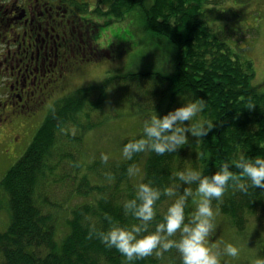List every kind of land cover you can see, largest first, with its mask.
Masks as SVG:
<instances>
[{"label": "trees", "instance_id": "obj_1", "mask_svg": "<svg viewBox=\"0 0 264 264\" xmlns=\"http://www.w3.org/2000/svg\"><path fill=\"white\" fill-rule=\"evenodd\" d=\"M221 1L103 0L107 9L98 7L97 12L125 16L137 10L145 30L174 44L175 74L152 70L106 77L68 92L47 111L25 153L0 181V211L5 201L8 214L5 229L0 225V264H182L175 248L128 261L115 247L105 246L92 224L99 230L107 229L109 217L122 224L138 222L123 205L140 182H151L162 191L178 185L177 195L192 188L187 219L195 210L197 185L184 184L175 173L195 168L210 175L224 163L238 172L233 161L241 156H264V90L253 82V64L233 52L226 40L232 34L228 27L215 32L208 25L210 17L233 14L218 12L216 5ZM82 10H88L87 4ZM110 84L118 85L129 100L138 93L144 102L139 109L145 115L158 111L163 116L182 104L185 95L203 97L207 106L201 118L213 120L215 126L204 137L189 133L188 142L176 152L146 150L130 159L122 153L85 164L89 168L84 170L83 144L87 133L104 123L93 121L92 116L105 107ZM141 130L123 138L122 150ZM129 167L137 170L135 175H129ZM59 184L65 187L63 201H54L51 194L60 193ZM174 199L161 196L149 230L163 219ZM212 206L220 227L241 235L251 231L253 237L262 233L259 240L264 248V187L251 186L243 192L230 185L222 198L213 199ZM65 210L69 212L65 229L58 231Z\"/></svg>", "mask_w": 264, "mask_h": 264}, {"label": "rangeland", "instance_id": "obj_2", "mask_svg": "<svg viewBox=\"0 0 264 264\" xmlns=\"http://www.w3.org/2000/svg\"><path fill=\"white\" fill-rule=\"evenodd\" d=\"M83 1L91 5V8L101 7L106 10L108 6L102 0ZM221 2L216 5L219 8L218 12L232 11L233 14L216 18L210 17L208 25L215 32L225 31V27H228L232 34L226 37L227 43L239 59L252 62L256 72L253 82L264 90V0H223ZM90 12L83 13L94 24L96 22L100 24V30L96 26L95 28H97L100 37L101 47L110 43L113 51L110 52V56L101 54L98 61L82 66L80 70L76 69L60 87L67 91H74L98 83L106 77H121L130 72L154 70L168 75L175 74L176 47L167 38L158 35L154 37L145 30L144 18L139 11L134 10L126 13L125 16H116L111 13L110 15L101 14L93 10ZM91 54V50L88 49L86 55L90 56ZM111 85L109 99L105 107L101 112L96 111L92 116L93 121L104 120V123L90 130L83 144L86 155L81 156L80 160L84 163V170L89 168L85 164L89 165L88 163H92L94 160H102L105 155L108 158L121 155L123 153L121 147L123 138L139 133L143 129L144 120L151 115V113L145 115L139 109L144 102L138 93L130 97L129 100L127 94L118 88V85ZM178 106L177 104L172 108ZM156 112L157 114L161 113ZM47 113L44 116L38 115L27 123V130L22 132L24 140L13 151L7 162L2 151L7 144L12 142L15 135L23 131V128L11 136L9 132L11 128H17L26 123L24 120L18 119L10 127L0 130V181L10 167L23 155L24 150L28 148ZM57 188L60 193L54 192L51 194V198L54 201H63L65 187L62 188L59 184ZM196 199H198L197 194L194 196V202ZM2 203L0 225L2 229H5L8 214L5 209V201ZM67 214L69 212L65 210L59 221L58 231L65 229V216ZM214 224L215 228L210 238L212 245H218L223 249L224 245L232 242L240 248L238 257L223 255L221 257L222 264H255L258 256H264V248L259 240L263 235L262 233H258L254 237L251 231L245 235L238 234L233 228L228 229L224 225L220 227L218 218H214Z\"/></svg>", "mask_w": 264, "mask_h": 264}, {"label": "clouds", "instance_id": "obj_3", "mask_svg": "<svg viewBox=\"0 0 264 264\" xmlns=\"http://www.w3.org/2000/svg\"><path fill=\"white\" fill-rule=\"evenodd\" d=\"M183 103L160 116L155 111L143 122L142 134L129 140L123 146V155L131 158L135 153L151 150L158 154L176 152L177 148L189 140V133L195 137H204L215 126L214 121L201 118L205 110L206 99L195 94L182 96ZM188 123H185V122ZM107 160L105 155L102 157ZM240 171H234L229 163H224L213 174H205L203 169L187 168L175 173L186 185L196 183L195 210L186 219L185 208L193 189L185 188L177 195L178 185L167 186L163 191L151 182H140L135 186L134 195L124 202V209L138 222L122 224L109 217L107 229L96 230V235L107 247H115L128 261L145 257L161 250L175 248L181 256L182 264H222L221 257H238L240 248L229 242L221 249L211 243V234L215 228L213 199L223 197L226 189L233 188L247 192L249 187H264V156L257 155L247 159L241 156L233 161ZM136 169L129 167V175H135ZM162 195L175 197L169 204L163 219L154 229L149 230L150 222L157 215L155 207ZM179 232V238L176 234ZM255 264H264V256H258Z\"/></svg>", "mask_w": 264, "mask_h": 264}, {"label": "flooded vegetation", "instance_id": "obj_4", "mask_svg": "<svg viewBox=\"0 0 264 264\" xmlns=\"http://www.w3.org/2000/svg\"><path fill=\"white\" fill-rule=\"evenodd\" d=\"M83 2L0 0V130L18 119L26 123L11 128L10 136L23 131L4 147L6 161L24 140L27 123L69 92L60 87L69 75L113 51L110 43L101 47L100 24L81 13Z\"/></svg>", "mask_w": 264, "mask_h": 264}]
</instances>
